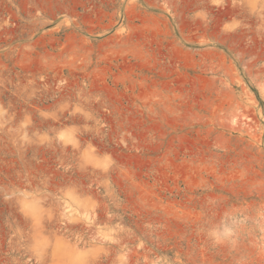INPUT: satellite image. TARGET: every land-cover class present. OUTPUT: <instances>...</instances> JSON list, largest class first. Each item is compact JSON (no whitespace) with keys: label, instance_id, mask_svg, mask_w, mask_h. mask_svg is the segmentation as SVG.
Here are the masks:
<instances>
[{"label":"rangeland","instance_id":"obj_1","mask_svg":"<svg viewBox=\"0 0 264 264\" xmlns=\"http://www.w3.org/2000/svg\"><path fill=\"white\" fill-rule=\"evenodd\" d=\"M0 264H264V0H0Z\"/></svg>","mask_w":264,"mask_h":264}]
</instances>
